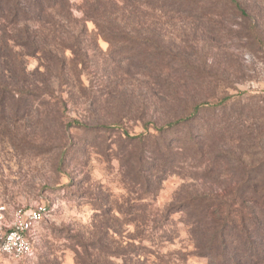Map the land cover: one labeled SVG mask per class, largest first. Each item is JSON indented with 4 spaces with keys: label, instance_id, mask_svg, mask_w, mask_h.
Returning <instances> with one entry per match:
<instances>
[{
    "label": "rangeland",
    "instance_id": "rangeland-1",
    "mask_svg": "<svg viewBox=\"0 0 264 264\" xmlns=\"http://www.w3.org/2000/svg\"><path fill=\"white\" fill-rule=\"evenodd\" d=\"M243 1L254 31L216 0L184 15L133 1L70 0L69 16L41 28L50 61L13 52L31 82L49 87L51 96L22 103L15 116L0 114V206L9 215L46 203L49 212L36 229L33 256H0V264H81L79 238L102 231L110 247L125 249L132 239L139 250L136 222L126 218H160L198 185L235 179L225 161L218 175L204 176L208 161L188 160L156 188L155 202L135 206L141 186L131 177L126 155L135 149L125 131L134 136L145 124L154 131V123L186 118L206 149H232L245 163L264 165V0ZM119 31L131 36L114 37ZM227 97L223 109L218 102ZM75 119L86 128L70 126ZM257 180L264 183V173ZM183 215L171 216L166 229L174 241L154 248L149 264H209L194 254ZM102 261L122 264L121 257Z\"/></svg>",
    "mask_w": 264,
    "mask_h": 264
},
{
    "label": "trees",
    "instance_id": "trees-1",
    "mask_svg": "<svg viewBox=\"0 0 264 264\" xmlns=\"http://www.w3.org/2000/svg\"><path fill=\"white\" fill-rule=\"evenodd\" d=\"M119 1L146 4L179 15L186 14L192 6L200 8L204 2ZM216 2L225 12L230 10L232 14H239L245 21L246 29L254 31L256 27L249 22L248 7L243 0ZM70 13V0H0V114L5 116L2 118H8L7 110L15 116L22 103L34 104L41 102L43 96H51L50 88L32 83L28 76L31 74L26 72V64L12 59L11 55L21 48L28 52L26 55L49 60L47 56L52 51L44 43L41 28L46 22L69 16ZM118 35L131 36L122 31L113 34L114 37ZM135 39L139 40L137 37ZM229 100L231 97L219 101L218 105L226 109ZM201 109L202 105H194L193 114L198 117ZM188 122L189 119L178 118L161 125L154 123V131H149L145 124L146 131L140 134L132 136L128 131L124 132L126 139L134 142L129 144L135 151L126 155L127 162H131V177L141 186V194L132 200L138 205H133L146 207L155 202L160 184L170 175L179 173L177 169L182 168L180 164L188 160L200 161L201 166L208 161L204 176L218 175L220 171L217 165L225 161L234 181L224 186L202 183L168 205L166 213L160 218L155 215H132L126 218L127 224L136 222L138 232L134 239L140 244L139 250L132 244L135 243L132 239L127 242L125 249L110 247L112 241H105L106 231L88 236V241L79 238L84 252L83 255L78 253L81 264H114L102 261L104 255L121 257L122 264H149L154 248L163 246V241H174L166 227L176 212L184 214L182 222L187 227L194 254L208 258L209 264H264V183L257 180L264 173L263 163L249 165L242 155H237L232 149L219 146L206 149L204 135L188 131L185 127ZM70 126L86 128L79 119H75ZM158 231L165 234L155 237Z\"/></svg>",
    "mask_w": 264,
    "mask_h": 264
},
{
    "label": "built area",
    "instance_id": "built-area-1",
    "mask_svg": "<svg viewBox=\"0 0 264 264\" xmlns=\"http://www.w3.org/2000/svg\"><path fill=\"white\" fill-rule=\"evenodd\" d=\"M48 212L46 203L17 208L9 215L6 207L0 206V256L16 260L33 256L36 229Z\"/></svg>",
    "mask_w": 264,
    "mask_h": 264
}]
</instances>
